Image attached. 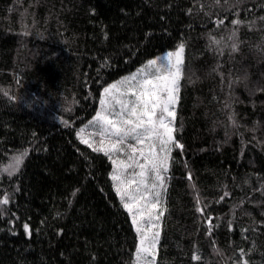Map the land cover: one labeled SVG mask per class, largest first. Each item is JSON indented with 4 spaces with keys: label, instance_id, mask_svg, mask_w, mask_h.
<instances>
[{
    "label": "trees",
    "instance_id": "obj_1",
    "mask_svg": "<svg viewBox=\"0 0 264 264\" xmlns=\"http://www.w3.org/2000/svg\"><path fill=\"white\" fill-rule=\"evenodd\" d=\"M260 17L264 0H0V169L28 152L13 177L0 172V199L11 196L0 264H131L136 234L111 163L76 131L103 87L179 43L175 135L185 147L173 152L157 264H237L241 249L248 264H264V91L253 94L264 88ZM232 30L235 52L224 46ZM209 34L223 38L222 54Z\"/></svg>",
    "mask_w": 264,
    "mask_h": 264
},
{
    "label": "snow or ice",
    "instance_id": "obj_2",
    "mask_svg": "<svg viewBox=\"0 0 264 264\" xmlns=\"http://www.w3.org/2000/svg\"><path fill=\"white\" fill-rule=\"evenodd\" d=\"M216 2L219 4V0ZM260 19L264 20V17ZM214 23L219 28L224 25V20L217 19ZM231 23L238 26L242 21L234 19ZM209 39L210 44L220 48L223 38L216 40L209 34ZM235 39L236 31L232 30L227 37L231 44L224 45L230 46L233 52L238 50ZM220 51L222 54L223 49L220 48ZM184 53L185 44L179 43L175 51L148 59L135 72L103 87L95 115L76 131L81 144L86 145L93 153H102L111 163L109 178L112 188L130 217L136 234L137 243L131 264H157L161 221L167 212L164 197L171 178V167L176 163L173 152L179 149L182 154L185 147L175 135L176 107L185 67ZM244 80H247L246 75ZM255 91H264V88L254 89L253 94ZM229 119L235 127H239L234 113ZM62 123L68 126L67 121ZM88 129L91 131H87ZM27 155L25 150L13 156L12 162L0 169V172L13 177L20 171ZM184 167L187 168L186 163ZM188 179L192 180L191 172L188 173ZM229 194L225 191L220 200ZM10 199L8 193L0 199V217L8 212L6 206ZM200 203L197 198L196 211L203 213ZM207 224L208 233L211 234V217H208ZM23 227L25 233H29V225L25 223ZM228 227L231 230V221ZM240 255L241 260L237 264H248L243 259V249L240 250ZM191 259L201 260L198 250L193 251Z\"/></svg>",
    "mask_w": 264,
    "mask_h": 264
},
{
    "label": "rangeland",
    "instance_id": "obj_3",
    "mask_svg": "<svg viewBox=\"0 0 264 264\" xmlns=\"http://www.w3.org/2000/svg\"><path fill=\"white\" fill-rule=\"evenodd\" d=\"M176 49V48H175ZM175 49L174 50H168V51H175ZM168 51H164V53H166V52H168ZM164 53H161L160 55H163ZM156 57V56H155ZM155 57H153V59L155 58ZM87 131H91V129H89V130H87ZM157 249H158V247H157Z\"/></svg>",
    "mask_w": 264,
    "mask_h": 264
}]
</instances>
